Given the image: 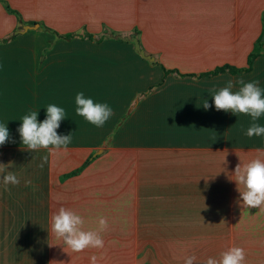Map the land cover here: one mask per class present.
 Wrapping results in <instances>:
<instances>
[{"label":"crops","instance_id":"crops-1","mask_svg":"<svg viewBox=\"0 0 264 264\" xmlns=\"http://www.w3.org/2000/svg\"><path fill=\"white\" fill-rule=\"evenodd\" d=\"M3 2L18 10L23 23L34 21L39 26L36 32L0 44V124H6L10 134L9 141L0 145V164H12L0 173V264H91L92 257L95 264H132V259L162 264L159 255H146L145 249L132 257L131 228H157V222L149 221L152 226L132 221L131 215L139 216L140 205L132 206L129 182L125 185L124 180L127 187L117 188L121 178L98 170L102 162L98 155L103 152L99 147L108 142L112 151L137 147L154 154L166 149L181 157L182 163L223 165L244 164L258 155L257 149L264 150V137L245 134L252 123L250 116L202 106L203 99L212 105L214 91L229 80L256 81L264 90V52L241 74L224 72L203 78L168 74L132 104L164 76L154 61L181 73H200L225 63L246 66L257 40L263 41L264 0H0V37L22 25ZM41 25L61 34L85 30L94 36L105 27L114 32V39L57 40L44 51L54 35L41 31ZM132 33L153 61L143 58L132 41L119 38ZM80 92L112 108L104 127L96 128L76 115L75 96ZM50 104L64 109L66 118L57 133L70 134L72 142L66 151L55 153L24 150L17 131L22 117L37 111L42 122ZM127 110L129 115L107 141ZM257 123L264 126V116ZM98 149L102 152L82 172L60 178ZM43 157H47L44 171H14L17 164L40 165ZM9 171L20 184L6 189L2 177ZM189 178L192 182L196 176ZM207 181L206 192L229 190L211 189ZM185 190L175 189L173 195H195L194 189ZM229 194L236 195V203L233 216L229 209L219 211L223 226L234 227L236 243H253L256 237L264 243V210L241 207L236 184ZM193 205H187L186 211H194ZM61 206L81 215L86 230H95L98 219L106 218L108 228L101 233L104 247L73 253L55 240L51 215Z\"/></svg>","mask_w":264,"mask_h":264},{"label":"rangeland","instance_id":"rangeland-1","mask_svg":"<svg viewBox=\"0 0 264 264\" xmlns=\"http://www.w3.org/2000/svg\"><path fill=\"white\" fill-rule=\"evenodd\" d=\"M31 32L36 31L29 29L24 33L16 34V37L22 38ZM23 40L26 39L21 41ZM137 97L139 94L132 104L140 98ZM129 112L127 110L125 114ZM109 146L108 142H104L99 147L103 149V152L98 155L102 157L98 170L114 173L121 178L122 180L116 181L117 188L124 186V180L125 185L129 182L128 187H124L131 191L132 206L140 205L139 216L131 215L132 221L137 219V223L141 221L143 225L153 226L154 224L149 221L154 220L158 226L157 228L145 226L131 228L132 257L145 249L146 255L150 253L159 255L161 259L158 262L162 264H184V258L189 255H195L198 258V264H204V260L208 257H218L227 248L238 246L245 250V264H264V243L257 242L259 238L256 237L253 243H236L234 227L223 226V212L219 211L229 209L233 216L236 195H230L229 190L224 189L206 192L208 179H210L207 181L209 187L216 189L214 188L216 180L219 181V177L230 178L234 173L235 164L182 163L181 157L175 158L166 149L154 154L149 151H140L137 147L130 151H112ZM45 169V165L43 168L39 165H14V171L18 173H27L30 170L41 172ZM192 176H196V179L191 182L189 177ZM198 176L205 179H197ZM182 177L187 179H181ZM225 180L223 179V184ZM175 189L182 191L194 189L195 195H192L193 197L175 196L173 195ZM177 203L181 205L176 206ZM198 204H206V206ZM155 205L158 207L157 211L153 210ZM187 205H193L194 211L187 212ZM151 262L153 261L150 259H132V264H150Z\"/></svg>","mask_w":264,"mask_h":264},{"label":"clouds","instance_id":"clouds-1","mask_svg":"<svg viewBox=\"0 0 264 264\" xmlns=\"http://www.w3.org/2000/svg\"><path fill=\"white\" fill-rule=\"evenodd\" d=\"M239 85L238 90L233 88ZM212 105L203 99L202 106L205 110L214 105L217 111L230 112L233 115L243 114L250 116L252 123L246 130V136L264 137V126L257 121L264 116V90L258 86V82H245L243 79L235 83L229 80L226 85L218 91H214ZM76 115L82 117L88 124L102 128L112 117L113 110L107 103L94 102L86 98L83 92L75 96ZM37 111H32L22 117L20 127L17 129L23 145V149L33 152L47 150L55 153L61 150L66 151L72 142V137L59 135L57 129L60 122L66 118L63 108L50 104L46 108V118L42 122L37 120ZM9 130L6 124H0V145L9 141ZM258 155L244 164H237L232 176L239 193L241 207L257 208L264 210V150L257 149ZM47 157L42 158L39 167L43 168ZM225 162V159H224ZM12 164H0V173H4L6 167ZM2 182L5 188L9 184L19 185V178L11 171L3 175ZM31 183V181H25ZM85 220L77 212L70 208L59 207L51 215L50 231L55 240L61 242L63 247L73 253H80L86 249H102L104 239L101 235L108 228L106 218L100 217L95 230L84 228ZM53 246V245H49ZM245 250L238 246H231L222 251L218 257H208L204 264H245ZM91 264H95V257L91 258ZM184 264H198L195 255L184 258Z\"/></svg>","mask_w":264,"mask_h":264},{"label":"trees","instance_id":"trees-1","mask_svg":"<svg viewBox=\"0 0 264 264\" xmlns=\"http://www.w3.org/2000/svg\"><path fill=\"white\" fill-rule=\"evenodd\" d=\"M3 4H4V7H5L7 12L13 13L17 17V19L20 23L24 22L21 18L20 13L18 12V10L12 9L5 2H3ZM27 23L35 24L34 21H27ZM263 27H264V22H263ZM41 28L43 31L54 35L53 39H48L46 41V47H45L44 51L48 50L57 40L69 41V40H72L74 38H79V39H87V40L99 43L105 39H114V32H112L110 29H107L105 27L102 29V33L99 36H94L93 34L87 32L85 30L82 31L81 33H79V32H68V33L61 34L55 30H52V29L45 27V26H42V25H41ZM15 38H16V35H13V34L0 37V44L8 43V42L14 40ZM118 40H121V39H118ZM263 52H264V41H260V39H258L257 42L255 43L253 49L249 52V54L247 56L246 66L237 67V66L225 63L222 65L216 66L213 69L206 70V71H203L200 73H181L175 68H166L162 64L158 63L157 61H154L153 62L154 64H158L160 66V68L163 71L164 76L162 77V79L157 84L150 85L145 92L140 93L139 97H143V96L147 95L154 87H156L157 85H160L163 82L164 77L168 74H173L176 77H187V76H189V77H194V78H203V77H209V76L217 75L219 73H224V72H228L230 74H241V73L247 72L251 69L253 60L257 56L261 55ZM139 97H137V98H139ZM128 115H129V113L128 114L124 113L120 117L119 121L116 123L113 130L109 133L107 141H109L111 139V137H113L115 135V133L118 130L119 126L121 125L122 121ZM91 155H92V153L87 158H85V160L81 164H79L75 168L61 174L60 178L62 180H64L68 177L78 175L94 159V158L91 159ZM231 179H233V178H231V177L227 178L225 180V184H223V180H219V181L216 180V184L214 185V188L217 189L219 187V188H227L229 190L233 189L235 187V182Z\"/></svg>","mask_w":264,"mask_h":264},{"label":"water","instance_id":"water-1","mask_svg":"<svg viewBox=\"0 0 264 264\" xmlns=\"http://www.w3.org/2000/svg\"><path fill=\"white\" fill-rule=\"evenodd\" d=\"M38 26H39L38 23H35V24H33V25L23 23L19 29H16L15 31H13V35H16V34H18V33H24V32H26V31L29 30V29H37ZM119 38H121V39H123V40H126V41H132V42L134 43V48H135V50H136V51H137V52H138L143 58L148 59L149 61H153V57L150 56V55H148V54H146V53L144 52V50L140 47L139 40H138V38L136 37L135 34L132 33V34H130L129 36H123V37L120 36ZM261 40L264 41V32H263V35H262V37H261ZM101 152H102V149H98L97 151H95V152L92 154L91 158L95 157L96 155L100 154Z\"/></svg>","mask_w":264,"mask_h":264}]
</instances>
